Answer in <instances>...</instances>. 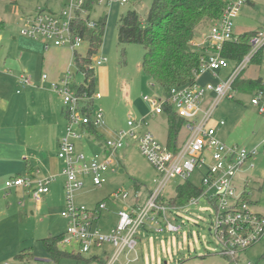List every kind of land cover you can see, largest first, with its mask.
<instances>
[{"label": "rangeland", "instance_id": "374dc122", "mask_svg": "<svg viewBox=\"0 0 264 264\" xmlns=\"http://www.w3.org/2000/svg\"><path fill=\"white\" fill-rule=\"evenodd\" d=\"M71 2L72 0H0V21L5 23V29H0V35L3 36L0 40V264L15 261H55L43 241L50 237H62L68 229L69 221L62 217L67 208L64 188L66 178L63 179L61 176L58 178V182L51 188V193L39 206L26 195L24 189L6 188V182L10 177L18 173L25 175L27 171L25 160L32 157L31 164L35 165V158L32 155L44 160L45 158L50 160V157L55 155L53 137L67 135L68 121L64 118L66 120L64 127L51 130L49 119L52 116L45 110L46 101L48 97L51 98L50 94L43 93V86L38 88V85L24 91L20 89L16 76L3 66L2 61L14 39L25 27L26 15L34 14L39 9L46 11L51 9L59 14ZM153 2L154 0H133L124 5L118 2L102 3L85 14L91 17V21L107 17L103 44L94 58V61L106 58L107 62L98 67L93 61L96 94L103 97L95 99L92 114V119L95 120L96 113H103V125L98 130L106 139L127 130V122L131 115L133 119L139 120L148 117L151 108L149 103L144 101V95L158 99L165 97L164 90L142 70L144 47L136 44L121 45L118 41L119 22L122 16L134 10L145 19ZM263 24L264 0H253L251 5L243 8L236 19L235 33L241 35L249 31H258ZM89 48L90 43L86 40L78 53L85 57ZM259 58L261 60L252 61L239 77L234 90L231 91L234 98H225L216 110L213 125L216 127L219 121H226V126L219 130V139L227 145H239L249 150L259 147L261 150L260 145L264 142V116L250 103L255 89H246L250 82H261L256 88L264 84V52ZM230 69L219 78L204 75L200 79V85L217 86ZM69 71L73 75L72 86L76 88L82 86L85 77L73 63ZM22 73L17 78L21 75L29 76ZM18 90L22 92L17 94ZM148 122L156 139L162 144L170 145L168 116L149 117ZM186 135L187 132L183 129L172 142H178L180 145ZM74 144L78 153L94 158L102 156L101 147L85 136L81 140H76ZM11 145L14 149H9ZM9 151L15 152V159L20 160L8 156ZM119 159L120 168L116 173L109 174L101 187L88 182L75 194L78 204L95 208L105 201L110 210H118L122 204L114 203L112 194L119 188L131 193L139 190L140 203L146 201L148 193L156 187L155 181L160 178V174L130 140L127 147L120 151ZM252 163L254 164L252 169H248V165L245 167L246 171L237 182L238 189L239 191L244 189L246 183L250 186V208L264 216V154L260 153ZM200 180L201 176L195 175L192 182L200 186ZM182 184L183 182L178 179L171 180L163 193L164 199L175 198L177 189ZM180 217L178 221L184 224V231L180 234L141 231L137 247L139 261L130 264H238L234 259L217 255L222 245L214 233L210 232L216 221L214 206L203 199L199 205L188 207ZM61 240L58 242V248L72 254L74 248L63 245ZM112 253L113 249L109 247L107 258H110ZM23 254H28V259L18 258ZM202 256L205 258H201ZM126 262V259L122 258L121 262L116 264ZM238 262L264 264V235L254 246L239 254ZM78 263L79 260H62L58 264Z\"/></svg>", "mask_w": 264, "mask_h": 264}, {"label": "built area", "instance_id": "2783aa9c", "mask_svg": "<svg viewBox=\"0 0 264 264\" xmlns=\"http://www.w3.org/2000/svg\"><path fill=\"white\" fill-rule=\"evenodd\" d=\"M89 0H72L71 4L61 13L38 11L25 18V27L21 35L25 38L42 42L46 49L52 47L68 48L73 53L78 52L86 41L77 29L78 13L84 18L88 13L85 10ZM133 0H98L95 6L102 3L118 2L122 5ZM253 0H231L222 17L212 23L207 33L192 46L202 57L199 68L196 70V83L185 87H175L163 99L150 98L144 95L151 112L143 119H133L132 115L127 122L128 129L120 131L115 137L107 139L102 156L89 157L78 153L74 142L82 139L80 130L93 123L96 127L103 125V113H96V119L85 112L86 99L81 98L73 90L69 71L65 77L52 85V89L62 98L67 111V135L62 139L58 158L64 163L63 175L65 182L66 210L62 217L69 221L68 229L63 235L61 243L73 247L72 254L82 258L78 264H116L126 259V264L139 261L137 247L138 235L141 231L147 233L180 234L184 231V224L179 222L180 214L188 207L199 205L206 200L216 210V221L210 232L222 245L217 254L224 258L234 259L238 264L240 253L254 246L264 235V216L251 210L250 201H243L245 188L239 191L238 180L248 169H252L253 159L260 153L264 154V142L258 148L249 150L239 145H227L218 136L219 130L226 126L221 120L213 125L214 116L220 103L225 98H234L231 91L248 65L264 52V24L255 36L250 39V50L239 64H232L224 55L227 43L238 44L241 35L235 33V21L246 5ZM94 6V7H95ZM95 21H89L87 27L93 29ZM96 66L107 62L106 58L94 61ZM95 66V67H96ZM232 68V70L230 69ZM226 73L217 86L200 85L204 75L219 78ZM47 75L43 79L46 80ZM22 90L29 88L32 81L22 75L18 79ZM21 91L19 90L18 93ZM97 94L94 99H101ZM251 105L259 114L264 116V84L256 88L251 97ZM184 121L186 130L182 143L173 149L172 146L162 144L150 130L149 117L160 115L168 116L167 109ZM137 145L141 154L150 162L160 174L144 203H140L139 192L131 193L117 190L112 194L114 203L124 204L118 211V222L106 232L101 223L110 212L104 201L95 208L79 205L75 194L90 182L93 186L101 187L108 179L109 174L116 173L121 166L119 153L127 147L128 141ZM101 158V159H98ZM195 175L201 176V185L192 182ZM178 179L183 184L191 182L200 191L184 205H172L178 197L166 200L163 193L168 183ZM56 176L12 177L6 182V188H24L30 190L32 199L40 204L44 197L51 192V185ZM246 187V186H245ZM132 201V203H131ZM109 247L113 249L109 255ZM134 254V255H133ZM133 255V257H132ZM88 259V260H87ZM78 260V259H72ZM88 261V262H87ZM7 264H58L56 261H15Z\"/></svg>", "mask_w": 264, "mask_h": 264}, {"label": "trees", "instance_id": "16d2710c", "mask_svg": "<svg viewBox=\"0 0 264 264\" xmlns=\"http://www.w3.org/2000/svg\"><path fill=\"white\" fill-rule=\"evenodd\" d=\"M230 1L154 0L145 19L141 18L134 10L122 16L118 29L119 44H136L144 47L143 72L160 86L166 95H169L175 87H185L196 83L195 72L199 68L202 54L192 46V42L199 39L200 29H207L206 32H208L212 23L222 17ZM96 3L98 0H89L85 10H94ZM90 19L91 17L84 18L81 13H78L77 29L88 40L90 48L85 57L78 52L74 53L73 64L84 75L85 81L78 88L72 86L79 97L86 99L85 112L89 116L93 114L96 95V73L93 61L103 44L107 17L95 21L97 26L93 29L87 27ZM0 25H4L3 22H0ZM257 32L249 31L241 34L238 44L227 43L223 55L232 64H239L248 54L250 39ZM259 56L255 60H261ZM259 84L261 85V82H250L246 89L254 90ZM167 112L170 122V146L176 149L179 144L178 142L173 143L172 140L179 136L184 121L171 113L169 108ZM85 130L87 133L97 136L98 139L104 137V135H100L98 127L93 123L86 125ZM199 195L200 191L197 187L191 182H187L178 187V197L173 200L172 205H184ZM250 197L251 190L247 186L243 201L249 202ZM62 237H50L43 241L53 259L57 263L62 260H82V258L58 248V242ZM28 256V254H23L18 258L24 260L28 259Z\"/></svg>", "mask_w": 264, "mask_h": 264}, {"label": "crops", "instance_id": "0c3cea01", "mask_svg": "<svg viewBox=\"0 0 264 264\" xmlns=\"http://www.w3.org/2000/svg\"><path fill=\"white\" fill-rule=\"evenodd\" d=\"M40 10L46 11L45 9H39V11ZM47 12L54 13V11H52L51 9H48ZM31 15H33V14L31 13L28 16H31ZM28 16L26 15L25 18ZM0 22H3V24H4V25H0V29H5L4 21H0ZM205 30H203V29L199 30L200 31L199 32V39L201 38L200 36L202 33L203 34L207 33V32H205ZM2 39H3V36L0 35V40H2ZM73 59H74V53L68 48L52 47L50 49H46L45 45L42 42H38L35 40L25 38L20 34L18 37H16L14 39V42H13L12 46L10 47V50H8V53L6 54L5 58L2 61L3 66L7 70H9V72L14 73V75L16 76L15 79H16L17 83H18V79H19L17 77L19 76L20 73L24 72L27 75L29 74L28 77L32 81V85L29 88H35V87H37V85H38V88L43 86L42 92L43 93L47 92L50 94L51 98L48 97V99L46 101L45 110L49 111L50 116H52V118L49 119V122H50L49 128L51 130H53L57 127L59 128L60 126L64 127L66 124V120L64 118H66L68 121L67 111L63 105V100H61L62 98L52 89V85L54 83L60 82L64 78V76L67 74L66 72H69L70 66L73 63ZM36 63H37V65H35ZM44 75L48 76V78L46 80L43 79ZM18 87H19V84H18ZM29 88H27V89H29ZM27 89H25V90H27ZM18 91H17V94H20L22 92V90H20L21 91L20 93H18ZM102 97H103V95H102ZM94 102H95V99H94ZM91 117H92V115H91ZM80 133L82 134V137L85 136L91 142L98 144L101 147V149L103 150L102 151V155H103V153L105 151L104 150L105 144L107 141V139L105 137H103L102 139H98L97 136L95 137L94 135L87 133L85 130V127H83L80 130ZM99 133H100V135H103L101 132H99ZM218 136H219V133H218ZM65 137L66 136L64 134H63V136L58 135L57 137H53L54 141L52 142V145H53L54 149L56 147V153H55V155H53V157H50V160H47V158H45V160H44L39 156L32 155L33 158H35V165L31 164L32 157H30L31 158L30 160L29 159L25 160V161H27V164H26L27 165L26 166L27 171L25 172V175L18 173L14 177H22V176H29V175L36 176L38 174L42 177H49V176L53 175V176H56V181L51 185V188L53 185H55L58 182V178L60 176L63 179L66 178L63 175L64 163L58 158L60 143H61L62 139ZM10 148L14 149L13 145H11V147H9V149ZM14 153L15 152L9 151L8 156H11L12 159H14V160H20V158L15 159L16 157H14L15 156ZM0 157H1V155H0ZM12 177H10V178H12ZM245 186L246 187L248 186V189L251 190L250 186L247 183ZM245 186H244V188L246 189ZM19 189L22 190L24 188H14L12 190H19ZM119 189H121V188H119ZM121 190H123V189H121ZM24 191H26V195H28L29 197L32 198L30 190L24 189ZM136 192H139V190H137ZM139 194H140V192H139ZM48 195H46V196H48ZM46 196L44 197L42 202H44ZM131 203H132V201H131ZM40 204H37V205L39 206ZM79 205H84V204H79ZM123 207H125L124 204L120 205V209H118V210H115V209L110 210V212L107 214V216L104 218V220L101 223V227L104 231H106V232L110 231L111 228L117 224V222H118L117 213Z\"/></svg>", "mask_w": 264, "mask_h": 264}]
</instances>
